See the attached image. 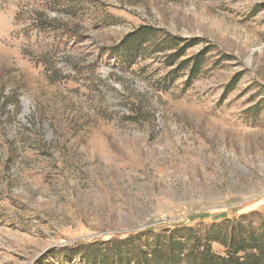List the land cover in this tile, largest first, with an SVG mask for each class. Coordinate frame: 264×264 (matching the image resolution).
<instances>
[{
    "label": "rangeland",
    "instance_id": "obj_1",
    "mask_svg": "<svg viewBox=\"0 0 264 264\" xmlns=\"http://www.w3.org/2000/svg\"><path fill=\"white\" fill-rule=\"evenodd\" d=\"M140 26L190 46L117 57ZM242 214L264 219V0H0V264Z\"/></svg>",
    "mask_w": 264,
    "mask_h": 264
},
{
    "label": "trees",
    "instance_id": "obj_2",
    "mask_svg": "<svg viewBox=\"0 0 264 264\" xmlns=\"http://www.w3.org/2000/svg\"><path fill=\"white\" fill-rule=\"evenodd\" d=\"M160 34L163 35L149 26L137 27L113 48L114 54L131 59L148 44L154 52L169 51L166 65L172 66L190 44ZM207 52L205 48L185 58L170 73L187 70L189 79L202 75ZM252 221L251 216L242 214L234 218L224 216L208 224L202 220L175 224L158 232L149 229L115 234L79 246L74 252L85 258V264H264V219L257 223V228Z\"/></svg>",
    "mask_w": 264,
    "mask_h": 264
}]
</instances>
